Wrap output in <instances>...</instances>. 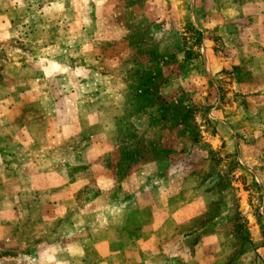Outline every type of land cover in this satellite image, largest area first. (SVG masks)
Returning <instances> with one entry per match:
<instances>
[{
	"label": "clouds",
	"instance_id": "obj_1",
	"mask_svg": "<svg viewBox=\"0 0 264 264\" xmlns=\"http://www.w3.org/2000/svg\"><path fill=\"white\" fill-rule=\"evenodd\" d=\"M0 69V264H264V0H0Z\"/></svg>",
	"mask_w": 264,
	"mask_h": 264
},
{
	"label": "crops",
	"instance_id": "obj_2",
	"mask_svg": "<svg viewBox=\"0 0 264 264\" xmlns=\"http://www.w3.org/2000/svg\"><path fill=\"white\" fill-rule=\"evenodd\" d=\"M33 173V172H32ZM32 184L34 185L35 189L38 190L37 196H38V212L42 216L44 214H56L59 211V205L56 203L55 200L47 198L48 194L53 193L55 190L52 186L63 183V180L54 174L49 173L47 176L43 175L40 172H35L32 174ZM79 187L77 184H73L72 188L68 192H57L56 199L59 200L61 198H66L67 196L72 195L74 192H76V189ZM105 187L107 188L108 185L105 184ZM77 195L79 193H76ZM160 213L156 214V223L151 224L148 221L150 220L149 216H145L143 219H133L131 223L134 226H139L142 228L145 232H147L151 227H156L160 223ZM263 233L261 235H264V228H262ZM141 244L144 242L141 241ZM96 247L100 250V252L105 257H117L119 256V253L115 246L110 245L109 241L107 239H102L97 242ZM106 264H113L112 260L109 259L106 261Z\"/></svg>",
	"mask_w": 264,
	"mask_h": 264
},
{
	"label": "rangeland",
	"instance_id": "obj_3",
	"mask_svg": "<svg viewBox=\"0 0 264 264\" xmlns=\"http://www.w3.org/2000/svg\"><path fill=\"white\" fill-rule=\"evenodd\" d=\"M0 70H2V69H0ZM134 79H135L136 83H138L143 88L144 93H145V95L143 97H139L136 99L135 106L138 107L140 104L150 102L151 97L148 95V92H150L151 87L153 86L154 82L156 81L157 75L153 72H148V73H145L143 75L136 74ZM177 119H179V117H177ZM35 172L36 171H34L33 173H35ZM0 187H2V186H0ZM245 191H247V188L245 189ZM261 198L264 199V196H262ZM262 228H264V223H261V225H260L261 233H263Z\"/></svg>",
	"mask_w": 264,
	"mask_h": 264
}]
</instances>
